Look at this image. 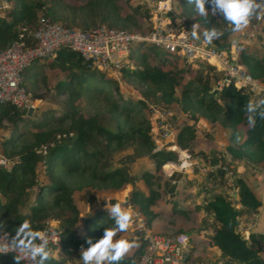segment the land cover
Segmentation results:
<instances>
[{
    "label": "trees",
    "instance_id": "obj_1",
    "mask_svg": "<svg viewBox=\"0 0 264 264\" xmlns=\"http://www.w3.org/2000/svg\"><path fill=\"white\" fill-rule=\"evenodd\" d=\"M9 1L10 10L5 18H0V52L19 40L22 28H25L26 46L36 44L31 34L40 19L39 12L53 23L61 22L85 32L101 26L124 30L127 22L134 20L121 15L119 0H86L80 7L68 6L62 0ZM179 6L187 23L196 16L198 23L208 29L215 27L221 33H232L229 24L218 14L202 18L195 14L187 0H181ZM212 43L219 44L216 39ZM148 49L149 53H131L128 63L120 70L122 77L144 88L142 99H126L121 104L110 91V88L119 91L115 79L91 67L78 53L64 48L51 61L33 67L36 75L45 68L62 72L64 80L58 83L56 90L68 95L69 109L61 119L45 124L43 120L53 112H45L36 119L35 112L28 115L27 111H20L13 105H0V131L10 134L0 145L7 157L18 160L10 171L0 169V230L12 241L23 220H28L34 230L41 231L49 220L61 219L62 240L58 247L49 246L51 254L47 264H73L81 247H88L86 239L91 237L95 242L102 237L104 227L112 225L108 212L97 209L84 221V234L78 235L80 214L74 194L86 188L120 190L142 180L147 190L134 189L130 201L146 217L147 226H152L158 215L150 209L160 198V193L153 188V179L157 175L147 171L140 178L131 179L123 165L124 157L116 159L135 145L144 156L152 159L155 172H159L167 161L176 160L174 152H154L156 145L150 135L151 124L142 113L148 109L149 101L153 105L176 104L192 122L178 133L179 146H190L196 137L194 124L200 120L218 123L230 133L227 153L232 159H248L264 166V117L257 115L255 127H249L245 111L247 103H255L264 97H254L248 88L238 89L233 84L219 89L217 84L224 79V73L200 59L195 62L210 74L204 70L196 71L195 78L178 91L185 71L163 69L161 65L167 61L163 51L158 56V65H152L150 55L156 54L158 49L153 46ZM240 58L252 77L264 86V57L243 49ZM28 68L22 73V86L30 93L36 82L32 83ZM94 93H98L94 99L100 106L94 109V114L84 116L74 103L79 99L91 102L90 94ZM102 95H106L104 100L108 103L101 99ZM119 99L124 98L120 95ZM259 111H264V107ZM43 150L46 153H42ZM214 162H218L215 156ZM218 173L209 182L215 183L218 179L223 182L224 171ZM182 176L174 173L164 183L169 200L174 203L180 190L177 183ZM235 180V202L225 195L215 194L203 207H198L213 216L210 245L227 264H264L261 256L264 236L251 234V245H248L238 232L241 216L256 214L262 203L244 179ZM33 191L36 194L31 200ZM139 254L140 248L132 256L123 257L120 264H134ZM0 264H17V261L14 256H0Z\"/></svg>",
    "mask_w": 264,
    "mask_h": 264
},
{
    "label": "rangeland",
    "instance_id": "obj_2",
    "mask_svg": "<svg viewBox=\"0 0 264 264\" xmlns=\"http://www.w3.org/2000/svg\"><path fill=\"white\" fill-rule=\"evenodd\" d=\"M62 1L64 4L71 7H80L86 2V0ZM160 1L164 0H119L121 15L123 17L129 16L134 18V20L127 22V26L124 30L138 36H147L154 32L155 28H162L166 35H178L184 30L191 31L192 25L196 23L199 25L197 29L198 33L208 30V28L198 23L196 16L190 20V23L186 22L185 16L181 14L182 12L179 6L181 0H170L172 10L159 16L156 20L152 14L154 9L153 7L155 3ZM39 14L40 17H44L42 12H39ZM105 27L110 28L109 26ZM229 27L231 29V25H229ZM98 28L100 27H97L92 31ZM76 29L80 28L76 27ZM216 40H218L219 44H201V42L197 40V46L204 50L222 52L231 62L234 63L232 60L234 59L238 66L247 69L246 65L241 62V50L248 49L258 57H264V14H262L259 20L255 18L251 19L249 25L239 32H232L229 35L222 32ZM146 51L149 53L148 47L143 48L141 45L134 47L132 53ZM161 53H163L162 48L158 49L156 54L152 53L150 55V62L152 65H158V56L161 55ZM165 55L167 57V61L161 65L163 69L166 71H177L178 69L185 71L180 78L181 87L178 88V91H180L183 85L195 78L196 71L204 70V72L206 71L208 75L210 74L209 71L205 70L206 68L199 66L197 64L199 62H195V59L189 61L180 55ZM200 60L205 62L202 59ZM35 64L28 68L31 71L30 77L32 79V83L36 82L33 85V90L30 92L31 97L35 102V110H32L30 114H27L31 115L35 112L34 114L37 113L35 116L37 119L38 116L45 112H53L50 117L43 120V123L46 124L53 120L61 119L63 113L69 109L68 95L65 92H58L56 90L58 83L64 80L63 74L59 69L45 68L39 75H36L35 70L33 69ZM211 65L214 66L217 71H222V67L217 66L216 63ZM102 72L117 81L119 91L114 92L116 90L115 88H110V91H113L114 97L119 100L121 104H124L126 99H142L141 92L144 88L138 83L131 82L128 78L122 77V74L117 70ZM222 82L223 80L219 81L217 86H219ZM97 94L98 93L90 94L92 100L91 102H88L85 99L75 101L74 104L81 108V113L84 116L94 114V109L100 106V104L96 103L94 99V96ZM120 95L124 99H119ZM105 96L106 95H102L101 99L108 103V101L104 100L107 99ZM147 105L148 109L144 111L142 110V113L150 121V135L154 141L158 139L156 134L158 132L157 129L159 121L161 120L159 117L160 115H163V120L165 121L164 123L169 125L174 132L172 142L170 140L167 144H163L165 148L175 144L181 149L188 150L190 154L193 155V158L204 156L202 153H209L208 156L215 157L219 155V157L222 158L219 162L220 168L224 171L223 182L218 179L215 183L209 182V180L212 177L217 176L219 171L211 173L208 176L197 172L183 173L181 180L177 183V187H179L180 190L175 198L177 202L174 203L169 200L164 187L166 179L170 178L166 169H164V166H162L159 172H155V165L152 159L148 156H144L142 150L135 145L120 153L119 157L116 159H122L124 157L123 165L126 167L128 175L131 179L136 177L140 178V176L147 171H153L155 175L160 176L159 178L155 176V179H153V188L160 193V198L157 200L156 205L152 206L150 209L158 215L154 219L152 226L149 227L150 230L166 235L178 233L188 234L190 236L191 252L192 255H194L192 264H227L223 259L219 258L217 250L210 245L213 229V216L205 213L198 207H203L206 201H210L212 196L215 194L225 195L229 197L232 202H235V199L237 198L235 191V179L237 178H242L246 182L251 183V185H257V187L263 191L262 193L264 195V176L259 175L264 170V166L253 164L248 159H232L227 153L230 133L228 130L222 129L218 123L212 124L204 120H200L194 124L196 137L192 142H190L191 147L179 146L177 144L178 133L183 127L192 124L188 116L183 113L176 104L165 105L162 103L160 105H153V103L149 101L147 102ZM152 107H156L159 113H154ZM33 131L36 132L38 129H33ZM9 136L10 134L1 130L0 143L5 137ZM42 153H44V151H42ZM202 187L205 189H202ZM134 189L144 191L147 190L144 186V182L139 180L134 184V186L126 185L120 190L86 188L82 191L75 192L74 203L80 214V221L77 225L78 235L81 236L84 234V221L97 209L107 212L106 205L108 203L111 205L118 202L122 207L127 208L131 212V223L124 232L116 234L114 239L122 238L134 241L135 246L132 247L124 257L132 256L133 253L140 247V243H142L140 230L143 229V227H147L146 217L140 209L133 205L130 201ZM35 194L36 191H33L31 200H34ZM259 209L256 214L244 215L240 218L241 225L238 228V232L245 238L246 241H248V245H251L250 236L253 234V230L257 228V221L260 214ZM61 222V219H51L46 223H50L60 229ZM76 255L77 257L75 258L73 264H82L79 260L80 252ZM261 256L264 259V246L261 249ZM137 259L138 258L136 257L134 264H137Z\"/></svg>",
    "mask_w": 264,
    "mask_h": 264
},
{
    "label": "built area",
    "instance_id": "obj_3",
    "mask_svg": "<svg viewBox=\"0 0 264 264\" xmlns=\"http://www.w3.org/2000/svg\"><path fill=\"white\" fill-rule=\"evenodd\" d=\"M11 8L9 0H0V18H5ZM153 15L157 20L159 16L172 10L171 1L164 0L155 3ZM25 28L21 29L20 38L8 49L0 52V105L10 104L20 111L35 110V102L30 93L22 86V73L35 63L51 61L61 49L67 48L78 53L84 62L100 71L120 70L128 62V57L136 46H149L161 49L169 56L180 55L192 61L202 59L208 64H215L222 67L224 72L223 82L218 88L233 84L238 89L248 88L254 97H264V86L252 77L246 68L238 66L236 61L231 62L227 56L218 51L204 50L197 46V40L190 36L189 30H184L178 35H166L162 28H155V31L147 36H138L126 30L100 28L85 32L76 28H69L61 23H53L45 17H40L36 28L32 31L31 38L36 42L34 46H26ZM221 70V69H220ZM153 112L158 114L156 107ZM158 124V139L155 140L154 152L167 150L174 152L176 160L167 161L163 166H171L166 169L169 176L174 172L187 173L197 172L202 175H210L220 168L218 162H214V156L194 157L186 149L177 145L164 147L163 144L172 142L174 132L171 127L165 124L163 115ZM44 153L45 150H43ZM17 159L6 157L0 145V169L10 171ZM223 171V170H222ZM49 237V246L58 247L62 240L61 229L46 223L41 230ZM142 243H140V254L137 264H192L194 255L191 252L190 236L184 233L166 235L157 233L150 228L143 227L140 230ZM9 235L0 230V256H14V252L6 249V244H11ZM22 264H36V261H22ZM222 264V263H220Z\"/></svg>",
    "mask_w": 264,
    "mask_h": 264
},
{
    "label": "clouds",
    "instance_id": "obj_4",
    "mask_svg": "<svg viewBox=\"0 0 264 264\" xmlns=\"http://www.w3.org/2000/svg\"><path fill=\"white\" fill-rule=\"evenodd\" d=\"M196 15L207 18L209 14H218L229 25L232 32H239L247 27L254 17L259 20L264 14V0H187ZM199 25L193 24L189 32L194 40L201 44H211L222 33L213 27L198 33ZM264 98H259L255 103L249 102L245 106L247 123L249 127H255L256 117H264ZM108 216L112 220L110 227H104L101 238L93 242L91 237L85 243L88 247H81L80 261L82 264H120L125 254L134 247V241L126 239H114L118 232H124L131 223V212L121 206L120 203L106 205ZM14 252L17 264L22 261H36V264H47L50 259L49 237L40 230H34L28 220H23L16 230V238L10 245L4 246Z\"/></svg>",
    "mask_w": 264,
    "mask_h": 264
},
{
    "label": "crops",
    "instance_id": "obj_5",
    "mask_svg": "<svg viewBox=\"0 0 264 264\" xmlns=\"http://www.w3.org/2000/svg\"><path fill=\"white\" fill-rule=\"evenodd\" d=\"M259 174V173H258ZM259 175H263L264 176V170L262 171V173H260ZM258 175V176H259ZM251 182V181H250ZM250 189L252 190V192L254 193V195L261 201L262 206L259 209V218L257 221V228L255 230H253V234L256 235H260V236H264V195H263V191H261L260 188L254 185H251V183L247 182ZM257 184V183H256ZM218 252V251H217Z\"/></svg>",
    "mask_w": 264,
    "mask_h": 264
},
{
    "label": "water",
    "instance_id": "obj_6",
    "mask_svg": "<svg viewBox=\"0 0 264 264\" xmlns=\"http://www.w3.org/2000/svg\"><path fill=\"white\" fill-rule=\"evenodd\" d=\"M31 113V111H29V114ZM242 239L245 240V238L242 236Z\"/></svg>",
    "mask_w": 264,
    "mask_h": 264
},
{
    "label": "bare ground",
    "instance_id": "obj_7",
    "mask_svg": "<svg viewBox=\"0 0 264 264\" xmlns=\"http://www.w3.org/2000/svg\"><path fill=\"white\" fill-rule=\"evenodd\" d=\"M171 166H166V169L170 168Z\"/></svg>",
    "mask_w": 264,
    "mask_h": 264
}]
</instances>
